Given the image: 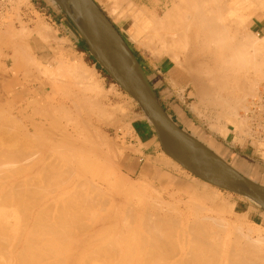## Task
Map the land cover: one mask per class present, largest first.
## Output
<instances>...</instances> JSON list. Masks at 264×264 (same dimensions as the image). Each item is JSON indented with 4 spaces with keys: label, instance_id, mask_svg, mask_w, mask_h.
<instances>
[{
    "label": "bare ground",
    "instance_id": "1",
    "mask_svg": "<svg viewBox=\"0 0 264 264\" xmlns=\"http://www.w3.org/2000/svg\"><path fill=\"white\" fill-rule=\"evenodd\" d=\"M58 1H60L62 5L68 6L66 0ZM96 1L98 4L105 5L104 9L107 11L108 15L112 17L113 21L119 22L121 19H129V25L125 27V23H122V27L126 29L127 35L131 41L143 46L152 54L169 58L172 65L169 67L168 73L173 84L179 82L178 84L180 85L182 82V84L186 86L191 83V87L196 94L195 97L200 99H197V103H191L190 105L191 110L195 113L197 112V115H199L198 113H200L201 110V101L202 99H206L207 93L210 91H213L212 95L218 91L229 93V97H220L223 98L221 102L215 101V98H219L216 94L212 97V100L207 96L209 100H206L210 101L208 105L214 104V107L218 106L215 120L212 122L209 121L211 122L210 127L213 131L223 136V138H230L231 140L237 137L234 138L230 126H233L232 129H235L233 131L237 129L236 133L238 134L246 125L248 127V117H246L248 122H245L246 119L241 121V119L245 117H238L237 109L241 107L244 109L245 113L248 108L246 104L247 100L245 99L247 95L257 96V87L254 88L256 85L254 84V80L250 78L251 74L253 73L255 76L264 77L261 76L264 75L262 74L264 69H262V71L260 69L261 64L264 63V57H262L264 56L262 55L264 52L261 51L262 48H264V35L258 36V33H252V31L249 30V25L252 22H262L261 13H264V0H171V5L167 10H163L161 16L156 14L155 7H152L153 5L151 6L152 8L142 4L137 6L133 0ZM79 16L84 30L90 36V27L85 15L79 12ZM35 22L36 21H34V23ZM43 23L44 22L37 20V23L34 24L35 27H31V29H35L34 31L36 34L41 37L43 36L42 39L46 37V31L48 30V26ZM9 30L13 33L11 28L8 29V31ZM22 31L23 32L20 33L21 36L19 35L21 39L17 36L18 38L12 43V45H15L12 48V53H10L11 56L10 54L9 56L15 61L16 65L25 68L27 64L31 65L32 63L30 64V62H28L30 56L28 57L26 52L22 50L24 38L26 37L24 34L25 29L23 28ZM10 33L8 34L11 37L15 36V33L13 36ZM43 40L45 41V39ZM113 41L116 49L123 54L121 46H119L115 40ZM11 42L9 43L11 44ZM249 48L251 50H249ZM1 53L2 52H0V57ZM7 56L8 55L5 57ZM37 62H35V65ZM68 62L70 65V61ZM68 64H65L67 65L66 67H68ZM1 65L2 64H0V68L2 67ZM84 65H86L84 62L77 60L74 64L70 65L71 70L69 71L75 74L78 79H81L84 86L86 85V89H90L93 92V90L99 88V81H97L99 78L97 80L95 78L98 72L96 73L94 69L88 70L89 68ZM38 66L36 67L37 70L40 68V65ZM44 67L42 66L41 69ZM262 68H264V66H262ZM67 69H69V67ZM24 71L26 72V70ZM69 71L67 70V72ZM11 72V69L7 68L6 65L3 70L0 71V134L2 135L6 131L9 132L8 129L12 132L13 130L10 129L12 127L18 131L16 135L13 133L10 134L11 136L13 135L12 138L5 137V134H7L6 132L0 139V264H65L67 261L68 264L71 263L70 258H73V256L70 255L75 254L73 252H77L78 254H83L85 252V255L82 256L81 254L80 256L81 258L83 257L81 259L83 263L85 262V256L86 259L91 260L96 254V257L102 256V260L106 258V261H110L111 258L112 264L115 262L116 264L120 262V264H124V261L125 263L128 262L127 264L130 262L134 263V261H138V263L141 262V264H150L153 260L154 262L156 261V264H264V233H262L264 227L260 225L256 226L257 224H255V228H250L249 225H246L244 228V217H240V214H238V218H234L235 220L233 221L230 218L223 217V215L220 217H212L210 215L203 216V212L202 216L199 215L201 213L196 212L199 215L197 216L194 212L197 211L196 207L198 208V205H193V207L191 205L188 207L187 205V207H185H191V210H185L186 208L183 210L186 211V213L187 211L193 213L191 214L189 212L193 218L186 217V213L179 216L177 212H181L182 209L181 211L177 210V206L175 210L178 217L173 212L175 207L171 205L173 202L167 201L168 203H165L162 199V195L160 196V194L154 193L158 190L156 191V189H153L154 192L152 190L153 195L157 194V198L153 196V200L161 204H156L152 199L149 202L153 203H149L146 198H150H145V195L142 193L144 186L142 187L143 189L138 186L142 190L140 191L138 187H136V185L133 186L132 183L127 185L124 183L126 186H122L124 184L120 183V180L115 181V184L119 185L117 183H120V185L122 184L121 186L124 187L125 191L121 189L122 187L119 185V191L123 190L126 194L123 195V191L120 192V194L122 193V198L125 200L131 197H126L127 195L135 194L138 199L133 207H130L133 205V203L130 205V202L133 201L128 202L129 206L124 205L123 207L122 205V209L124 208L123 212L117 209L119 212H122V215L121 213L118 215L120 217L114 215L110 217L109 215H111V213L108 211H111L112 207L109 204L108 206L111 208L108 206H106L107 208L105 207L106 197L101 194L105 191V196H107L106 194L109 193L107 190L108 188L104 189L106 181L99 174L96 180L94 178L89 179L91 176H88V178L87 175L91 173L93 175L97 171L95 169H100V174L101 171L102 173L103 171L109 173V179H111V176H116V172L112 165H114L113 162L116 163L117 157L120 156L121 152L113 153L110 146L105 142L107 139L105 140L103 135L95 132V130L93 131L92 129L94 127L91 129L89 126L90 124H85L87 123L86 121L85 123L82 121L84 124H81V128L67 121L66 115L68 114L66 112L71 110H68L70 103L61 104V102L53 99L52 96V98L50 97L51 100L46 97L44 98L43 95L41 98H32V100L30 99L31 101L28 100V91L32 92L34 87L28 88L27 86L24 87L23 84L18 85V80L14 72H12V77ZM40 72L39 70V73ZM15 73L17 72L15 71ZM27 73L30 74L29 72ZM69 76H71V74ZM247 77H249V79H247ZM81 81L80 83L83 84ZM11 84L12 86H9L8 90L11 91L12 95L17 91L15 88L18 85L22 91H25L27 98L24 100L19 99L20 101L17 106H11L9 108L6 106L7 108L4 110L1 103L2 96L4 97L2 94L6 91L5 87ZM256 84L258 83L256 82ZM43 88L42 85H39L41 91ZM83 88H81V90H83ZM261 88L258 87V90H261ZM101 90L103 92L102 88ZM95 91L96 94L100 93L97 92V90ZM259 92H264V89ZM20 94L21 92L18 93L19 96H21ZM217 94H219V92ZM237 94L239 95L238 97L236 96ZM15 95L16 94H14V96ZM235 97L237 99L234 100ZM9 103H12V101ZM96 103L98 106L102 104L97 100ZM203 103L207 102L205 101ZM253 104L255 105V103ZM203 105L205 106V104ZM260 105L262 104H259V107H261ZM1 107H3V109ZM60 107L63 111H66V115L63 116L67 121L65 123H61L56 119L61 118L58 114L60 118L55 117L54 113L52 116V109L54 110L55 108L56 110V108L59 109ZM72 108L74 109L75 106ZM104 108L101 106L100 109L99 106L98 109L100 110L98 111L100 112ZM109 109H111V107ZM109 109L107 110L109 111ZM115 109L119 111L124 110V108L119 105L116 106ZM115 109L112 108L111 112ZM125 109L127 110V107ZM55 110L53 112H55ZM59 110H56V112ZM29 112L30 114L32 112L40 116L39 119L41 118V120L38 118L35 120V118L29 117ZM103 113L104 112H102V114ZM133 114L135 113L133 112ZM107 115L109 118L111 117L109 121H112L111 114ZM136 115L138 114L136 113ZM48 116H50L53 121L51 122L49 119L50 124L48 123L49 126L45 127L44 118ZM108 116L105 115L107 118ZM52 117L55 118L53 119ZM67 117L70 118V116ZM160 119L166 126L173 128L170 121L161 112ZM260 119H262V117ZM242 122L246 124L244 127ZM250 126L249 123V127ZM6 127L10 128L7 129ZM52 131L56 134L54 138L51 136ZM251 132L253 131L251 130ZM245 133L244 135H246ZM35 137H39V139L34 140ZM19 139L22 141H19ZM200 139L203 138L200 137ZM200 139L198 140L200 141ZM142 141L141 143L144 144L145 142ZM187 143L188 146L204 160L211 164L222 166L220 160L214 154L210 153L202 144L190 140H187ZM261 143H264V140H262L260 144L258 142L259 145H261ZM160 159L165 164L173 166L177 164V162L167 154H164ZM157 160L155 159V161ZM93 170H95V172ZM198 180L200 179L198 178ZM201 183L206 186L209 185V183L205 181ZM116 185L115 187L117 188L118 186ZM115 187L113 189L112 187L110 188L112 191L116 192L114 190L116 189ZM102 188L104 190H102ZM149 189H151V186ZM117 192L115 194H117ZM109 195L107 197L108 199L110 197ZM147 195L150 194H146V196ZM216 195L217 194L214 196ZM113 198H115V196ZM133 198L135 197L133 196ZM129 199L130 198L126 200ZM107 201L108 203L110 202L109 200ZM116 202L114 200V204ZM162 202H164L163 205L167 204L166 208L162 207ZM168 205H170V207ZM173 205H175V203H173ZM231 205L230 207L232 208ZM171 206L173 207V211L171 212L176 216L170 215L169 209H171ZM118 207H121V205ZM231 208H229V214ZM201 209L202 208L198 210L201 211ZM226 210H228V208ZM194 214H196V216ZM183 215H185V218ZM117 220H120L119 226L122 225L118 228L119 230L114 231L111 227L113 226L114 228L113 223L116 224ZM210 220L212 221L210 222ZM108 221H110V223H108ZM106 222L108 224L112 222L113 224L109 230H107L109 226L105 225ZM103 225L106 226V230L103 228L102 231H97L98 227H102ZM250 225L252 226V224ZM110 230L113 231L111 232ZM230 234L233 235V238H231ZM94 243H96V247ZM91 244L94 245V250L89 247ZM97 244L99 246L98 248ZM62 245L65 247H61ZM124 245L128 248L121 251L122 248L125 249L124 247L126 246ZM121 246L122 248H120ZM88 247L90 249H88ZM62 248L65 250H62ZM86 251H89L90 254H86ZM61 253H65L62 256L67 255L66 253L70 255L62 258ZM91 254H93V256H90ZM68 256H70V258ZM96 257L93 258V261ZM65 258H69V260ZM76 258L77 260L75 258H73V260L75 259L74 261H76L75 263L77 264L80 259L78 257ZM63 259H65L66 262H64ZM113 259L115 261H113ZM102 260H95V263L98 264V262H100L102 264L105 259L101 262ZM87 263L93 264L92 261H87Z\"/></svg>",
    "mask_w": 264,
    "mask_h": 264
},
{
    "label": "rangeland",
    "instance_id": "2",
    "mask_svg": "<svg viewBox=\"0 0 264 264\" xmlns=\"http://www.w3.org/2000/svg\"><path fill=\"white\" fill-rule=\"evenodd\" d=\"M26 1L27 0H13V1L12 0H8V2L10 4L9 5L10 7L9 6H8L9 8L5 7V6L1 7L2 11L0 12V22H1L0 24H2V23L3 24L0 25V39H1L0 40V49H1L0 52H2L1 53V57H0V64H2L1 65L2 67L0 68V71L3 70L4 66L6 65L7 68H10L11 71L14 72L15 77L18 80V85L23 84L24 87L27 86L28 88H33L34 87L32 92L28 91V95H29L28 96V98H29L28 100H30V99L32 100V98H34V99L41 98L42 95H43L44 98L46 97V98L51 99L53 97V99H56V101L61 102V104L70 103L68 110L69 109H71V110L66 112V111H63V109L60 107L59 108L60 110L58 108H56V110H59L58 112H56V110L54 108L55 112H53L54 110L52 109V116H53V113H54L55 117H59V116L61 117V118L59 117L60 119L56 118L59 122L65 123V122L69 121L72 124L77 125L79 128H81L80 126L83 123L82 121H84V123L86 121L87 123H85V124H88V125L90 124L89 126H90L91 129L93 127L95 128V129L94 128L92 129L93 131L95 130V132L100 133L101 135H103L105 140L107 139L105 142L108 144V146H110V149H111V151H113V153H116V152H119V151L121 152L120 156L117 157L116 163L113 162L114 165H112V167L114 168V170L116 172V176H114V177L111 176V179H109L108 178V177H110L109 173L106 172V171H103V173H102V171H101V174H100L99 173L100 169H95L97 171L99 170L98 173L96 171L97 174L96 173L93 174V175L96 176V178H95V176L92 175V173L87 175V177L91 176L90 178L88 177L89 179L94 178L96 180L97 177H98V174H99L106 181V184H104L105 188L104 187L103 188L104 189L108 188L107 190L109 191V193L107 192L108 193V194H106L107 196H105V193H104L105 191L103 192L104 194L103 193H101V194L104 195V197H106L105 198L106 199L105 207L108 206V204L111 205V207H112V210L108 211V212L111 213V215H109L110 213L108 214L110 217H112L113 215L117 216V217H120L118 215H120V213L122 215V212H123V209H124V208L122 209V205H123V207H124V205L129 206L128 202H130V201H133V202H130V205H132V203H133V205L130 206V207H133L135 205V202L138 199L137 195H135V194L134 195L133 194L132 195H127L126 197L131 196V197H128V198H130L129 200H126L128 198H126L124 200V198H122V196H121V194L124 193V191H125L124 187H122V186H126L127 184H131L132 183V185L133 186L136 185V187L140 186V188H142L144 186V190L146 192L143 190L142 193L145 195V198L146 197L150 198V199L146 198L148 202L151 199L154 202L156 201V200H153V196L157 198V194L153 195V193H152V190L156 189V191L157 190L158 191L154 192V190H153V192L160 194V196L162 195V199H163V201H165V203L167 201L175 203V205H173V203H171L172 206H175L174 207V211L172 210L173 209L172 206H171V209L167 208V209L170 210V212L168 210L170 215L176 216L177 213H178V215L180 216L183 213L184 214L186 213V211H184L183 209L186 208L187 205H188V207L190 205L192 207H193V205L194 206L198 205V208L196 207L197 211L194 210L195 211L194 213H196V212L197 213H201V214H199L200 216H202V212H203V216L204 215H210L212 217H220V216L223 215V217L230 218L233 221L236 218H238L237 216H238V214H240L239 215L240 217H244V228H245L246 225H249L250 228H255L256 226H259V225L264 227V211H262L255 203H253L252 201H250L246 197L244 198V196H241V195H240L241 196L240 197L238 194H236L234 192L218 188V187L213 186L211 184L207 185L208 186L207 187L206 185H203L201 183L203 180H201L200 178H199L200 180H198V177H196L195 175L190 173L188 170L183 168L178 163H177L178 165L175 164L176 166H173V165L165 164L164 162H162L160 157H162L165 153L161 149V147H160V145H159V143H158V141L156 139V135H155L154 129H153L151 123L149 122L146 114L141 109V107L138 105V103L135 101V99L132 96H130L125 90H123L122 87L117 82H115V80L96 61V59L91 55L89 50H84V51H80L79 50L80 49L79 46L82 43V38L80 37V35L76 31V29L73 27V25L69 21L68 17L65 15L64 11L59 7V5L55 2V4L58 7V9L61 11L62 14L65 15V17L68 19V21L70 22V25H71L69 27L70 29H69V31L67 33H61L60 31L58 32L57 30H55L54 29L55 28L54 25H52L48 20H46L44 18V15L35 14L36 18L23 17L22 11H21V7L26 5ZM170 1L171 0H148V1L147 0H144V1L143 0H133V2L137 6L142 4V5H146L149 8L155 7L156 14H158V16L162 15L161 13H163L164 9L167 10V8L171 5ZM99 5H100L101 9L109 17V19L114 23V25L119 30V32L121 33L122 37L126 41V43L130 46V48L134 52L135 56L137 57L138 61L141 64V66H142V68H143V70H144V72H145V74H146L151 86L153 85L152 84V80L154 79V77L152 75V71H151V68L153 67V64L157 65V66H163V69H161L163 71L162 76L163 75L164 76H166V75L169 76L168 69L172 65V63L170 62L169 58L166 57V56L163 57V56H158L156 54H152V53H150L149 50H147L143 46L139 45L136 42L131 41L129 39L128 35H127L126 29L124 27H122V23H125V27H127L129 25V23H128L129 19L128 18H126L124 20L121 19V20H119V22L118 21H113L112 17L109 16L107 11L104 9L105 5H103V4H99ZM160 8L162 9V11H161ZM261 18H262V22L259 23L260 25L264 24V13H261ZM33 20L36 21L35 23H37V20L40 21V22L42 21V22H44L43 24H46V26H48V30L46 31V37L43 38V39H45V41L42 39L43 36L42 37L39 36L38 34L35 33V31H34L35 29L33 30V28L35 27L34 26L35 23H34ZM31 27H33V28L31 29ZM10 28L13 30V33L10 30L8 31V29H10ZM23 28L25 29L24 34H25L26 37L24 38V45H23L24 47L22 46V50L24 52H26L28 57L30 56L31 60L28 58L29 59L28 62H30V64L32 63L31 65L27 64V66H25V68L24 67L21 68V66L16 65L15 61H13L12 58L10 57L11 56L10 53H12V48L15 45V44L12 45V43L15 42L16 38L21 36L20 33L23 32L22 31ZM249 30L252 31V33L253 32L254 33H258L259 34L258 36L264 35V26H259L258 27L257 25H255V24L252 25V23H251L249 25ZM26 32L29 33V34H27ZM8 33H10L12 36L15 33V36L11 37ZM20 39H21V37H20ZM11 41H13V42H11ZM9 42H11V44ZM250 48H252V47H250ZM250 48H249V50H251ZM84 49H86V48H84ZM261 51L264 52V48H262ZM81 52H84V53H81ZM9 54H10V56H9ZM6 55H8V56L5 57ZM262 55H264V53H262ZM46 57H48L49 59L46 58ZM262 57H264V56H262ZM32 59H33V62L34 61L35 62L38 61L36 63V65H35V62L34 63L32 62ZM67 60L70 61L71 64H74L77 60L82 61V62H84V64H86L84 66L89 68L88 70L94 69L96 71V73L98 72V74L95 76V78H96V80L99 78L97 80V81H99L98 82V84H99L98 87L99 88H96L95 90H97V92H100L99 94H96L95 90H93V92H92L90 89L89 90L86 89V85L84 86V83L81 81V79H78V77L75 76V74H73L71 71H69V70H71L70 69L71 68L70 67L71 64L69 65L68 64L69 62ZM39 62H40V64H39ZM64 63L68 64L69 69H67L68 67H66L67 65H65ZM37 64L40 65V68H38V70L36 68L38 66ZM42 64H44V65H42ZM262 64H264V63H262ZM262 64L260 66L261 71H262V69H264V68H262V66H264ZM41 65L43 67L45 66L44 67L45 69L42 68L43 69L42 70L41 69V67H42ZM26 67H27V69H26ZM28 68H29V70H28ZM66 69L69 72H67ZM24 70H26V72ZM39 70L41 71L40 72L41 74L39 73ZM15 71L17 73H15ZM12 72H11V77H12ZM27 72H29L30 74H28ZM68 73H70L71 76H69L70 74H68ZM262 74H264V71H262ZM30 75H32V76H30ZM98 75H99V77H98ZM261 76H264V75H261ZM259 77L260 76H255L253 73L250 76V78L254 80V84L256 85V86H254V88L257 87L256 88L257 96H255V95L254 96H251V95L248 96L247 95V97L245 98L247 100V101L246 100L245 101L247 102L246 104L248 106L247 111H245V113H244V109H242L241 107H239L237 109V112H238L237 114L239 115L238 117H242V118L245 117L244 119L240 118L241 121L245 120L246 117H248L249 122H248L247 119L245 120V122H248L247 123L248 127H247L246 124L243 123L244 122L243 121L242 122L243 123V127H244V125H246V127L242 128L241 132L238 134V133H236L237 129H236V131H233L235 129H232L233 126H230L231 133L233 134L234 138L237 137L239 139V136H240L239 140L237 138L236 139H231V140H230V138H225V137L223 138V136H220V134H218L217 132L213 131L211 129V127H210V123L215 120V116H216L215 114L218 111V108H217L218 106L214 107L215 106L214 104L208 105V103H210V101H207V100H209V98H210V100H212V97L216 94V95H218L219 98H215V101L221 102V99H223L224 97H226V96L229 97L228 96L229 95L228 92H227L228 93L227 94L224 91H222V92L218 91L219 94H217L218 93L217 92L214 95H212L213 91H210L209 93H207L206 95L209 98L206 96L207 100L206 99H204V100L202 99V101H201L202 103L205 102V101L207 102V103H203V104H205V106L201 103L200 113H204V114L198 113L199 115H197L196 114L197 112L195 113L190 108L191 103H197V101H198L197 99H199V98L195 97L196 94H195V91L191 87V83L188 84L189 86L188 85L185 86L184 84L180 85L178 87L179 95L181 96V99H183V101H184L183 106L185 107V109H186V111H187V113L189 115V122H190L191 118H194L192 121L196 123L195 126H192L193 129H194L192 134L195 135L197 137V139H200V137L203 136L204 138H207V140H210V138H212L213 140L216 139L217 141H220L222 139L224 142H227L228 144H233V145L241 144L244 147H247V145L250 144L253 147V150L259 155L258 159H260L261 161H264V145H262L264 143H261L262 146L259 145L260 142H262V140H264V138H261V137H264V129H262V128H264V125H262V124H264V120H262V119H264V115H262V114H264V110H262V109H264V106H262V105H264V100H262V99H264V94H262V93H264V92H259L262 89H264V77H260V78ZM247 79H249V77H247ZM24 80H26V81H24ZM169 80H170V78H169ZM37 81H39V82H37ZM80 81L83 84H81ZM256 82L258 84H256ZM39 85L40 86L42 85V87H44L42 91L39 89ZM9 86H12V84L8 85V87L6 86L5 87L6 91L3 92V94H2L5 97L4 98L2 96V100H1V103H2V106L4 107V110H6L5 108H7V107L9 108L11 106H17L21 99L24 100L25 98H27V96L25 95L26 94L25 91H22L19 86L18 87L16 86L15 89H17V91H15L13 93V95H12L11 91L8 90ZM258 87L259 88L262 87L261 90L260 89L258 90ZM81 88H83V90H81ZM101 88L103 89V92H102ZM39 90H40L41 93L39 92ZM84 90H86V91H84ZM8 92H9V94H8ZM20 92H21V94H20L21 96L18 95V93H20ZM191 92H192V95H191ZM14 94H16V95L14 96ZM23 96H25V97H23ZM236 96L238 97L239 95L237 94ZM220 97H223V98H220ZM85 98L88 99L89 101L91 100L90 103ZM94 98H97V99H94ZM235 99H237V98L235 97L234 100ZM96 100L99 101L100 104L102 103L101 105H99L100 109H101V106H102V108L105 107L100 112L98 111L100 109H98L99 106L96 105L97 104ZM11 101H12V103H9ZM231 101H233V100H231ZM259 101H260V103H259ZM3 102H5V103H3ZM91 102H92V104H91ZM251 102L255 103V105L253 103H251ZM116 104H118L119 106H122L124 108V110H126L125 108L127 107V110L126 111L123 110L124 111L123 112L121 110L119 111V110L115 109L116 106H118ZM259 104H262V105H260L262 107V109H261V107H259ZM72 105H74L76 109L75 108L73 109L72 107H74V106H72ZM97 106H98V108H97ZM3 107H1V108L3 109ZM57 107H59V106H57ZM110 107H111V109H109ZM112 108L115 109L114 110L115 112L114 111L111 112ZM105 109L106 110L109 109V111L108 110L106 111ZM86 110H88V111H86ZM258 110L261 111V112H259ZM65 112L68 115H66ZM102 112H104L103 114H105L106 116H108L107 114H111L110 116H112V121L111 120L109 121V119L111 117L110 118H109V116H108V118L105 117V115H103ZM120 112H122V113H120ZM133 112L135 114H133ZM258 112H259V114H258ZM114 113H115V115H114ZM136 113L138 115H136ZM121 114H122V116H121ZM28 115H29V117L35 118V120L37 118L39 119V117H40V116H38L36 114H33L32 112H31V114L29 112ZM65 115H66L67 121H66V119H64L65 117H63ZM139 115H140V117H139ZM67 116H70V118H72V119H70ZM99 116H101L102 118L99 117ZM179 116H180L179 118H181L180 114H179ZM204 116H206V117H204ZM260 116L262 117V119H260L261 118ZM117 117H119V118H117ZM44 119L46 120V121L44 120V122H45L44 126L45 127L49 126V124H50L49 119L51 120V122L53 121L50 116H48L47 118H44ZM116 119H118V120H116ZM39 120H41V118ZM209 121H211V122H209ZM78 122H80V123H78ZM111 122H113V123H111ZM115 122H117V123H115ZM249 123L251 125L250 127H249ZM187 127L191 128V125L189 124ZM4 128H5V126H4ZM6 128L8 129L10 127H6ZM12 128H10L11 130H13L12 132L9 129H8V131L10 133L6 131L7 134L8 133L9 134L8 135L5 134V137H11L12 138L13 135L11 136L10 135L11 133H13L14 135L17 134L18 131L15 128H13V129ZM246 128H247V130H246ZM249 129H250V132H249ZM260 129H262V130H260ZM3 130H5V129H3ZM251 130L253 132H251ZM2 132H4V131H2ZM6 132H4V133H6ZM238 132H239V130H238ZM0 133H1V129H0ZM4 133L2 135L0 134V139H1V136H4ZM51 133H50L51 136H53L52 138H54V136L56 135V134H54L55 132L52 131ZM244 133L246 135H244ZM51 136H48V137H51ZM136 136L138 137V139H137ZM148 137H149V139L145 140ZM241 137H243V138H241ZM204 138L200 139V141L199 140L198 141L200 143H202L206 148L210 147L209 145H207L208 147L206 146V144H208V142H206ZM36 139H39V137L38 138H36V137L34 138V140H36ZM19 141H22V140L19 139ZM141 141L145 142V143L143 144V143H141ZM203 141H205V143H203ZM258 142H259V144H258ZM150 143H152V144H150ZM138 144H139V146H138ZM145 144H148V145L150 144L151 146H148V145H145ZM140 145H142V146H140ZM143 146L148 147L146 153L141 151V147H143ZM208 150L211 153L215 154L212 149L208 148ZM245 151H246V148H245ZM247 151H249V150H247ZM158 156H159V158H158ZM148 159H150L151 162H154V163H152L151 169H149L146 173L145 172L142 173L143 171L141 169L143 167L142 166L143 162H144V160H148ZM155 159L156 160L159 159L160 161L159 160L155 161ZM226 160L228 161L227 164L230 166L232 164L231 160L229 158H226ZM232 165H234L235 169L241 170L245 174L246 177H248V178L251 177L250 179H252L253 181H255V182H257V183H259L261 185H264V182H262L264 180L254 178L253 170H250L247 167L246 163L243 166H239V165H235V164H232ZM231 168H233V167H231ZM95 170H93V171L95 172ZM120 180L123 181V182H121ZM115 181H120V183H122V184L125 183L126 184V185L125 184L124 185L121 184L122 185L121 186L120 183L116 182L117 184H119L122 187L121 189H124V191L122 190L123 192L121 190L119 191V189H120L119 185H116ZM114 184L116 186H118V187L116 188ZM113 185L116 188L114 190L116 192L118 191L117 192L118 195L115 194L116 192L111 190L110 187H112V189H113L114 188ZM150 186H151V189H149ZM103 188H102V190H104ZM109 188H110L111 191L109 190ZM140 188L138 187V189L140 191H142ZM120 192H122V193L120 194ZM145 193L146 194H150V195L146 196ZM111 194H113V195H111ZM213 194L214 195L217 194L216 195L217 198ZM108 195L110 196L109 199L107 198ZM123 195H126V194L124 193ZM111 196H113V197L115 196L116 199L111 197ZM133 196L135 198H133ZM210 198H212V199L214 198V199L212 200ZM107 200H109L111 203L110 202L108 203ZM114 200H115V202L117 201L115 204H114ZM123 201H125V202H123ZM209 201H211L212 203L209 202ZM214 201H216V202H214ZM121 202H123L124 204L121 203ZM149 203H153V202H149ZM155 203L157 204V203H160V202L157 201ZM118 204H120L121 207H118V206H120ZM163 204H164V202H162V207L166 208L167 204L166 205H163ZM231 204H233V205H231ZM230 205L232 206V208L230 207ZM116 206H117V208H116ZM168 206L170 207V205H168ZM108 207L111 208L110 206H108ZM176 207H177V210L181 211V209H182V211H184V212L181 211V212H177L176 213V210H175ZM226 207L228 208V210H226L227 209ZM200 208H202L203 210L202 209H201V211L198 210ZM229 208H231L230 209V211H231L230 214H229ZM117 209L119 211L122 210V212H119ZM167 209H166V211H167ZM187 209L191 210V207L190 208H186L185 210H187ZM166 211H164V212H166ZM171 211H173L176 215L173 214V212H171ZM189 212L190 211H187V213H186L187 216L186 217L193 218V216L191 217V214H193V213L190 212L191 213L190 214ZM196 214H194V215L196 216ZM199 215L197 214V216H199ZM183 217L185 218V215H183ZM211 221L212 220H210V222ZM108 223H110V221H108ZM108 223L106 222V224H105L106 226L107 225L109 226V227H107V230H109V228L114 224V228H113V226L111 228L114 231H117V230H119L118 228H120V226L122 225L121 224L119 226L120 220H117L116 224L115 223L112 224V222H111V224H108ZM250 224H252L253 227ZM255 224H257V225L255 226ZM105 225H103L104 227L103 226L102 227L99 226L97 231H102L103 228L106 227ZM105 230H106V228H105ZM262 233H264V231H262ZM230 236H231V238H233L232 234H230ZM95 244L96 243H94V245ZM98 244H97V248L99 247ZM91 245H89V247L91 249L93 248L92 250H94L96 245H95V247H94V245H92L93 247ZM124 246H126V245H124ZM61 247H65V246L62 245ZM89 247H88V249H90ZM120 248H122V246ZM124 248L125 249L122 248V250L121 249L120 250L124 251L128 247L126 246ZM63 249L64 248H62V250ZM86 252H87L86 254L89 253V251H86ZM73 253H75L76 255L75 254H71L70 255L68 253H66V254L70 255V256H73V258H75L76 260H77L76 257L79 258L81 256V254H82V253L81 254L79 253L80 254L79 255L77 252H73ZM64 254L65 253H63V254L61 253V256L64 255ZM67 255L62 256V258L63 257H67ZM83 255H85V252L82 254V256ZM95 255H94V257L91 258V260L90 259L89 260L86 259V256H85V262L87 263V261L88 262L92 261V263L94 264L96 261L102 260V258H103L102 256L101 257H99V256L96 257ZM70 256H68V257L70 258ZM90 256H93V254H91ZM95 257H96V259H94V261H93V258H95ZM69 258L68 259L65 258V259L69 260ZM73 258L72 257L70 258L71 263H68V264H73V263L76 262V261H74L75 259L73 260ZM82 258L80 257L79 258L80 260L78 259L81 264L83 263V262H81ZM88 258H90V257H88ZM65 259H63L64 262H66ZM104 259H105V261L103 262ZM104 259L101 261V262H103L102 264H104V263L105 264L106 263H108V264L111 263L112 264V262H111L112 259L111 258H110V261L109 260L106 261V258H104ZM107 259H109V258H107ZM63 260H62V262H63ZM113 261H115V260L113 259ZM67 262L65 264H67ZM79 262L77 264H80ZM85 262L83 264H86ZM155 262L153 260L152 263H150V264H153ZM120 263H118V264H120ZM127 263H125V261H124V264H127ZM134 263L135 264H141V262L138 263V261H134ZM134 263H131V264H134ZM62 264H64V263H62ZM87 264H89V263H87ZM98 264H101V263L98 262ZM114 264H116V262Z\"/></svg>",
    "mask_w": 264,
    "mask_h": 264
},
{
    "label": "water",
    "instance_id": "3",
    "mask_svg": "<svg viewBox=\"0 0 264 264\" xmlns=\"http://www.w3.org/2000/svg\"><path fill=\"white\" fill-rule=\"evenodd\" d=\"M54 1L64 11L91 55L144 111L164 153L201 180L244 196L264 211V185L231 168L215 154L222 166L211 164L188 146L187 140L200 142L175 124L163 109L137 57L97 1L66 0L68 6ZM79 12L89 23L91 37L82 26ZM113 40L121 46L123 54L116 49ZM160 112L173 128L162 123Z\"/></svg>",
    "mask_w": 264,
    "mask_h": 264
},
{
    "label": "crops",
    "instance_id": "4",
    "mask_svg": "<svg viewBox=\"0 0 264 264\" xmlns=\"http://www.w3.org/2000/svg\"><path fill=\"white\" fill-rule=\"evenodd\" d=\"M21 11L23 17L27 18H35V14L44 15V18L54 25V29L58 32L60 31L61 33H67L70 29V22L65 17V15L61 13L53 0H27L26 5L21 7ZM254 24L258 27L264 26V24L260 25L257 22H252V25ZM84 50L88 49L86 48ZM161 69H163V66H157L154 64L151 68L152 75L154 77L152 80L153 91H155L154 93L158 101L172 121L183 131L192 136L194 130L192 126H195L196 123L192 121L194 118H191L189 122V115L183 106L184 101L179 95L178 87L182 85V82L180 85L178 84L179 82L173 84V82L169 80L168 75L162 76L163 71ZM179 114L181 115V118H179ZM189 124L191 125V128L189 127L190 129L187 127ZM192 137L198 140L195 135ZM201 137L204 138L203 136ZM148 139L149 138L145 140ZM204 139L206 142H208L206 145L211 147H209V149H212L215 155L221 158V160H224L225 163L228 162L226 158H229L232 164L235 165L243 166L246 163L247 167L250 170H253L254 178L264 180V161L258 159L259 155L253 150V147L249 143L247 147H244L241 144H228L222 139L220 141H217L216 139L213 140L212 138H210V140H207V138ZM205 141H203V143H205ZM150 144L148 146H151ZM147 148L148 147L145 146L141 147V151L146 153ZM152 163L154 162H151L150 159L144 160L142 165L143 167L141 169L143 171L142 173H146L149 169H151ZM232 164L230 166H233L235 169L234 165ZM235 170L245 175L241 170Z\"/></svg>",
    "mask_w": 264,
    "mask_h": 264
},
{
    "label": "built area",
    "instance_id": "5",
    "mask_svg": "<svg viewBox=\"0 0 264 264\" xmlns=\"http://www.w3.org/2000/svg\"><path fill=\"white\" fill-rule=\"evenodd\" d=\"M10 4L8 3V0H0V12L2 11L3 6L8 7Z\"/></svg>",
    "mask_w": 264,
    "mask_h": 264
},
{
    "label": "trees",
    "instance_id": "6",
    "mask_svg": "<svg viewBox=\"0 0 264 264\" xmlns=\"http://www.w3.org/2000/svg\"><path fill=\"white\" fill-rule=\"evenodd\" d=\"M129 46V45H128ZM130 47V46H129ZM79 50L80 51H84V48H86V46H85V43H84V41L82 40V43L80 44V46H79ZM132 50V49H131ZM133 52V51H132ZM134 53V52H133Z\"/></svg>",
    "mask_w": 264,
    "mask_h": 264
}]
</instances>
